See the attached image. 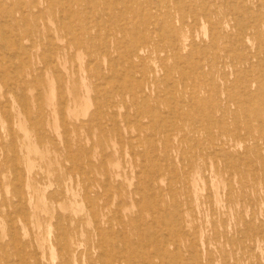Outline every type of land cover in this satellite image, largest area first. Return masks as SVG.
<instances>
[{"label":"rangeland","instance_id":"1","mask_svg":"<svg viewBox=\"0 0 264 264\" xmlns=\"http://www.w3.org/2000/svg\"><path fill=\"white\" fill-rule=\"evenodd\" d=\"M30 1L31 9H24L0 0V32L5 29L16 53L4 55L11 69L0 77V264H264V0H181L188 9L175 0L169 19L156 15L158 6L166 9L156 0L115 6L92 0L94 9L85 10L70 0ZM104 3L117 19L94 14ZM125 6L137 11L124 12ZM11 8L29 19L12 34L4 17ZM159 18L168 20V38L158 39L165 25L156 26ZM255 19L262 24L261 46L254 35L242 44L238 38L251 32ZM71 21L97 31L96 52L66 29L42 38L54 22ZM121 24L149 41L146 58L127 51V35L115 28ZM27 27L44 46L24 38ZM105 39L113 51L107 61L97 50ZM58 46L65 57L51 66L46 59ZM25 74L31 81L26 101L18 94ZM63 99L71 111L67 104L61 110ZM112 100L116 105L109 107ZM29 183L36 190L21 200L19 192H27ZM34 210L38 216L31 217ZM64 222L76 234L69 248L58 236L57 225Z\"/></svg>","mask_w":264,"mask_h":264},{"label":"bare ground","instance_id":"2","mask_svg":"<svg viewBox=\"0 0 264 264\" xmlns=\"http://www.w3.org/2000/svg\"><path fill=\"white\" fill-rule=\"evenodd\" d=\"M13 2H14V6L15 7H17V8H20V7H23L24 9L25 8H30L31 9V7H32V5L34 4V2H31L30 0H12ZM53 1V0H52ZM71 2H74L78 7L79 6H81L80 8H81V10H85V8H92V9H94L93 7H94V5L92 6V5H90L91 4V1L92 0H70ZM94 1V0H93ZM97 2H104V1H106V0H96ZM111 5H118V4H121L122 2H127V0H107ZM132 2H134L135 4H145L144 2L143 3H141V1L139 2V0H131ZM150 1H152V0H148L147 2L148 3H150ZM158 3L159 2H164L165 3V5H164V7L166 8L164 11H163V7L161 6H158L157 7V9H156V11H155V13H156V15H158V14H162V13H166V16H168V17H166V18H171V12H168V7H169V5H171L175 0H156ZM2 2L5 4L6 3V0H2ZM180 2H181V4H180ZM109 3H104V6H103V8L100 10V11H98L97 13H94L96 16H98V17H101V18H106V19H108V21H113L114 19H117L118 18V13L116 12V11H113V10H111V9H113L111 6H110V4ZM177 3H179L180 5L179 6H183L184 8H189V6L187 5V4H185V3H182V1L181 0H179ZM182 7V8H183ZM96 8V7H95ZM111 8V9H110ZM205 9V8H204ZM140 10H142V9H140ZM206 10V9H205ZM127 11H137L135 8H133V6H125V10H124V12H127ZM191 12V11H190ZM19 13V12H18ZM141 13V12H140ZM4 14V13H3ZM64 14V13H63ZM147 14V13H146ZM32 15H34V14H32ZM88 16V13L86 14V12L83 14V16ZM141 15V14H140ZM155 15V14H154ZM232 15H233V13H232ZM242 15V14H241ZM91 16V15H90ZM89 16V17H90ZM193 16V15H192ZM4 17H6L7 19H6V22H8L9 24H10V26H11V34L13 33V31H12V28L14 27V26H19L20 25V23L22 22V25H24V24H26L28 21H29V19H28V17H27V15H23L22 13H20V16H17V12L15 11H13V8H11V9H8V11L7 10H5V14H4ZM33 17H35L36 18V16H33ZM64 17V16H63ZM191 17V15L189 14V15H186V16H182V20H184L185 21V19L186 18H190ZM2 18V17H1ZM61 18V17H60ZM97 18V17H96ZM247 19V18H246ZM57 20V19H56ZM67 20V19H66ZM123 20V19H122ZM81 21V20H80ZM156 21V20H155ZM154 21V22H155ZM158 21L159 22H155V24H156V26L158 25V24H160L161 23V25L164 23L165 25H164V28L162 29V31L160 32V35H159V37H158V39H165V37H167L168 38V34L169 33H172V31H171V29H169V27L166 25V21H168L167 19L164 21L163 20V18H159L158 19ZM51 22V21H50ZM186 22V21H185ZM185 22H183V23H185ZM234 22V21H233ZM1 23H3L2 21H1ZM89 23V22H88ZM121 23V22H120ZM137 23V22H136ZM139 23V22H138ZM146 24H147V22H146ZM2 24H0V26H1ZM53 27H48V28H45L46 30H44V32H43V34H42V38H44V39H46L47 37H50L51 36V30L55 33V34H57V33H59L61 30H63V29H66L72 36H75L76 35V33H78V38L76 39V42H78V43H81V42H86L85 44L86 45H91V48L93 49L92 51L93 52H96V51H94V49L96 48L95 46H93V44H92V40H93V38L96 36V35H98L97 34V31H95V30H93V29H91V28H88V27H85V26H83V27H81L80 29L79 28H76L74 25H72V21L70 22V25H67V24H57V23H53ZM150 25V24H149ZM151 25H152V23H151ZM113 26V25H112ZM155 26V27H156ZM160 26V25H159ZM1 27H3V26H1ZM139 27H141L140 25H139ZM148 27V26H147ZM158 27V26H157ZM262 27V24L260 23V22H258L256 19L254 20V21H251V24L249 25V29H250V31L251 32H247L246 33V30H245V33H242V36L241 37H239L238 38V40H239V42H241L242 44H244L245 42H251L253 39H252V37L250 36V35H254L255 36V38H256V40L258 41V45L259 46H261V43H262V37L261 36H259V30H260V28ZM31 28V27H30ZM30 28L29 27H27L26 28V30L25 31H27V33H28V35H26L24 38L25 39H28L30 42H31V44L32 45H34V46H36L37 45V47H42V46H44V43H43V39L40 37V36H37V38L36 39H34L33 38V36H30ZM115 28H116V30H119V31H121V32H124L126 35H127V39H126V43H127V51L131 54V55H135V57L137 58V59H144V58H146V56H143L142 54L144 53V47H146V46H144V43H148L149 41L148 40H142L141 39V37L140 36H137L136 34H134V32H130V29L129 28H127L126 26H124V25H120L119 27H117L116 25H115ZM138 28V27H137ZM160 28V27H159ZM245 28V27H244ZM244 28H243V30H244ZM247 28V29H248ZM19 29V28H18ZM39 29V28H38ZM148 29V28H147ZM237 29H239V27L237 28ZM5 29H1V32H0V56H4V55H9V53H11L10 55H12V54H14L13 53V51H11L12 49L10 48V46L6 43V37H7V35H8V33L7 32H5L4 31ZM35 30H36V28H35ZM41 30V29H40ZM157 30V29H156ZM17 31V30H16ZM24 31V32H25ZM94 31H95V33H94ZM118 31V32H119ZM143 31V30H142ZM158 31H159V29H158ZM241 31V30H240ZM24 32H23V34H24ZM36 32V31H35ZM109 32V31H108ZM147 33V32H146ZM36 34H37V32H36ZM38 35V34H37ZM124 35V34H123ZM264 35V34H263ZM82 36H84V40H82L81 39V37ZM125 36V35H124ZM14 37V36H13ZM174 37V36H173ZM22 38V37H21ZM20 38V36L18 37V35L15 37V39L17 40L15 43H17V45H20L21 46V43H20V41L22 40ZM148 39V38H147ZM172 39H174V38H172ZM24 40V39H23ZM119 40H121V39H118L117 41H119ZM153 41L154 40H156L155 38H153L152 39ZM175 40V39H174ZM236 40V39H235ZM26 41V40H25ZM108 42H110V41H108L107 39H105V41L103 42V44L102 45H100V46H98L97 47V50H100L101 52H102V54H103V58L107 61L108 59L110 60V59H112V53H113V51H111L110 50V46H108L109 45V43ZM114 42V41H113ZM167 42V41H166ZM14 43V42H13ZM160 43V42H159ZM113 44V43H112ZM178 44V43H177ZM177 44H175V46L173 47V48H178L179 49V46L177 45ZM262 44H264V43H262ZM14 45H16V44H14ZM56 45V44H55ZM124 45H125V43H124ZM157 45V44H156ZM171 45H172V43H171ZM170 45V46H171ZM182 45H180V47H181ZM195 46V45H194ZM247 47V46H246ZM12 48H14V46L12 47ZM17 48V47H16ZM261 48V47H260ZM52 49V51H51V53H50V55H49V57H48V60L46 59V61L48 62V63H50V64H52L51 66H55V65H57L58 64V62L61 60V59H63L64 57H65V51H64V47H62V46H58V47H53V48H51ZM170 49V48H169ZM205 49H206V47H205ZM204 49V50H205ZM17 50V49H16ZM26 51H27V49H25ZM198 50V49H197ZM202 50V49H201ZM207 50V49H206ZM248 50H249V48H248ZM213 51H215V49H213ZM217 51V50H216ZM215 51V52H216ZM261 51V50H260ZM218 52V51H217ZM166 53H167V51H166ZM197 53V52H196ZM206 53V55L208 54L207 53V51L205 52ZM214 53V52H213ZM220 53V52H219ZM244 53V52H243ZM16 54V53H15ZM14 54V55H15ZM33 53H32V51H31V55H32ZM163 54H164V52H163ZM193 54V53H192ZM245 54V53H244ZM142 56V57H141ZM190 56H191V54H190ZM217 56V55H216ZM237 56V55H236ZM158 57H159V55H158ZM174 57V56H173ZM211 57V56H210ZM235 57V56H234ZM259 57V56H258ZM261 57V56H260ZM259 57V58H260ZM199 58V57H198ZM197 58V59H198ZM202 58L204 59L205 57H203L202 56ZM209 58V57H208ZM207 58V59H208ZM240 58H241V56H240ZM264 58V57H263ZM212 59H214V57L212 58ZM217 59V58H216ZM235 59V58H234ZM6 58H5V56L4 57H0V77H5L8 73H9V71H10V67H9V64H7V62H6ZM160 60V59H159ZM166 60V59H165ZM231 60H233V59H231ZM251 60V59H250ZM261 60V59H260ZM194 61V60H193ZM193 61H191V62H193ZM43 62H45V61H43ZM196 62V61H195ZM203 63H204V61H202ZM206 62V61H205ZM159 63V62H158ZM157 63V64H158ZM185 63H186V61H185ZM260 63V62H259ZM14 64V62L12 63V65ZM68 64V63H67ZM157 64L155 65V66H157ZM206 64V63H205ZM264 64V63H263ZM163 66L162 67H164V68H166V67H169L168 66V64L166 63V62H163V64H162ZM11 66V65H10ZM17 66V65H16ZM65 66V65H64ZM184 66V65H183ZM207 66H208V64H207ZM216 66H217V64H216ZM238 66V65H237ZM242 66V65H241ZM20 67V66H19ZM195 67V66H194ZM201 67H203V66H201ZM205 67V66H204ZM14 68H15V66H14ZM13 67H12V69H14ZM64 68V67H63ZM161 68V67H160ZM185 69V68H184ZM196 69V68H195ZM81 70V69H80ZM157 70H158V68H157ZM153 71H154V69H153ZM162 71V70H161ZM191 73H192V71H190ZM163 73V72H162ZM190 73V74H191ZM158 74V73H157ZM189 74V75H190ZM250 74V73H249ZM194 75V74H193ZM235 75V74H234ZM238 77V76H237ZM263 77V76H262ZM138 78V77H137ZM166 78V77H165ZM194 78V77H193ZM192 78V79H193ZM197 78V77H196ZM107 79V78H106ZM198 79V78H197ZM12 80H14V79H12ZM16 80V79H15ZM165 80V79H164ZM16 81H18V80H16ZM23 81V82H22ZM20 82H22V87L20 88V90H21V93H18V94H22V96H23V98H24V100L26 101L27 99H28V97H27V92H26V90H25V86L26 87H28V85H29V83L31 82L29 79H27V75L25 74V75H23L21 78H20ZM129 82V81H128ZM23 83H24V85H23ZM53 83H54V81H53ZM170 84H171V82H170ZM11 85V84H10ZM167 85V84H166ZM86 87H87V85H85ZM172 86V85H171ZM206 86V85H205ZM220 86V85H219ZM5 87H7L6 85H5ZM14 87V86H13ZM23 88V89H22ZM10 89V88H9ZM8 89V90H9ZM101 89V88H100ZM55 90V89H54ZM249 90V89H248ZM10 91V90H9ZM108 91V90H107ZM18 92V91H17ZM178 93V92H177ZM192 96V95H191ZM21 97V96H20ZM60 97V96H59ZM127 97V96H126ZM61 98V97H60ZM102 96L101 95H99V96H97L96 98H95V100H98V110H99V113H100V115H101V111H102V106H104V105H102ZM192 98V97H191ZM190 98V99H191ZM230 98H232V97H230ZM52 99H54V97H52ZM127 99V98H126ZM190 99H189V101H190ZM106 101V100H105ZM115 100H112V103H110V106L109 107H111V106H115L116 105V103L114 102ZM125 101V100H124ZM128 101V100H127ZM175 101V100H174ZM182 101V100H181ZM247 101V100H246ZM97 102V101H96ZM233 102H234V99H233ZM248 102V101H247ZM186 103V102H185ZM249 103H251V102H249ZM66 101L64 102V99H63V101H61V110H62V108H63V110H66ZM104 104V103H103ZM106 104V103H105ZM187 104V103H186ZM194 104V103H193ZM174 105V104H173ZM203 105V104H202ZM210 105V104H209ZM64 106V107H63ZM128 106H129V104H128ZM194 106H195V104H194ZM6 107V106H5ZM9 107V106H8ZM190 106H188V108H189ZM67 108H68V110L69 111H71V108H72V106H68V104H67ZM129 108V107H128ZM249 108V107H248ZM55 109V108H54ZM178 109H179V107H178ZM190 109V108H189ZM204 109V108H203ZM209 109H210V107H209ZM135 110V109H134ZM171 110V109H170ZM181 109H179V111H180ZM104 111V110H103ZM193 111H195V110H193ZM202 112H203V110H202ZM206 112V111H205ZM246 112V111H245ZM24 113V112H23ZM38 113H39V115L40 116H44V111L42 110V107L39 109V111H38ZM116 113V112H115ZM143 113V112H142ZM180 113V112H179ZM183 113V112H182ZM216 113V112H215ZM222 113V112H221ZM11 114V113H10ZM104 114V113H103ZM117 114V113H116ZM188 114V113H187ZM194 114V113H193ZM200 114V113H199ZM97 115V114H96ZM105 115V114H104ZM180 115V114H179ZM248 115V114H247ZM115 116V115H114ZM131 116V115H130ZM190 116V115H189ZM221 116V115H220ZM101 117H103L102 115L100 116V119H101ZM117 117V116H116ZM116 117L114 118V119H116ZM132 117V116H131ZM200 117H202L201 115H200ZM206 117V116H205ZM14 118V117H13ZM32 118V117H31ZM62 118V117H61ZM187 118V117H186ZM214 118V117H213ZM235 118V117H234ZM240 118V117H239ZM9 119V118H8ZM34 119V118H33ZM40 119V118H39ZM195 119H197V118H195ZM202 119V118H201ZM210 119V118H209ZM212 119V118H211ZM237 119V118H236ZM10 120V119H9ZM8 120V121H9ZM12 120V119H11ZM10 120V121H11ZM29 120V119H28ZM113 120V119H112ZM206 120V119H205ZM237 120H239V119H237ZM36 121V120H35ZM66 121V120H65ZM193 121H194V119H193ZM209 121V120H208ZM207 121V122H208ZM219 121H220V119H219ZM238 122V121H237ZM9 123H11V124H13L12 122H9ZM37 123V122H36ZM39 123V122H38ZM37 123V124H38ZM199 123V122H198ZM209 123V122H208ZM201 124V123H200ZM210 124V123H209ZM206 125V124H205ZM212 125V124H211ZM10 126H12V125H10ZM41 126H42V124H41ZM40 126V127H41ZM39 127V128H40ZM38 128V129H39ZM215 129H217V128H215ZM40 130V129H39ZM38 130V131H39ZM161 130H162V128H161ZM202 130V129H201ZM209 130H210V126H209ZM204 131V130H203ZM241 131V130H240ZM12 132V131H11ZM40 132V131H39ZM45 132V131H44ZM207 132V131H206ZM210 131H208V133H209ZM214 132V131H213ZM42 133V132H41ZM196 133V132H195ZM44 134V133H43ZM164 134V133H163ZM212 134V133H211ZM39 135H40V133H39ZM38 135V136H39ZM42 136V135H41ZM47 136V135H46ZM196 136V135H195ZM212 136V135H211ZM134 137V136H133ZM169 137H170V135H169ZM13 138V137H12ZM16 138V137H15ZM38 139H39V137H38ZM43 138H41V140H42ZM197 139V138H196ZM41 140H39V142H42ZM66 140H67V138H66ZM87 141H89L88 139H86ZM205 140V139H204ZM207 140V139H206ZM13 141H14V139H13ZM16 141V140H15ZM31 141V140H30ZM195 141V140H194ZM4 142V141H3ZM30 143V142H29ZM171 143V142H170ZM11 144V143H10ZM15 144V143H14ZM153 144V143H152ZM222 144H225V141H223L222 142ZM29 145V144H28ZM83 146V145H82ZM201 146V145H200ZM221 146V145H220ZM208 147V146H207ZM210 148H211V146H209ZM222 147V146H221ZM225 146H223V148H224ZM60 148V147H59ZM63 148V147H62ZM79 148H80V146H79ZM81 148H83V147H81ZM200 148V147H199ZM57 149V148H56ZM168 149V148H167ZM54 150V149H53ZM68 150H70V148L68 149ZM175 150V149H174ZM220 150V149H219ZM71 151V150H70ZM80 151H81V149H80ZM3 152V151H2ZM185 152V151H184ZM67 153H68V151H67ZM75 153V152H74ZM187 153V152H186ZM233 153V152H232ZM260 153V152H259ZM19 154V153H18ZM49 154V153H48ZM80 154V153H79ZM182 154L183 153H181V156H182ZM73 155V154H72ZM81 155V154H80ZM184 155V154H183ZM230 155H231V153H230ZM233 155H234V153H233ZM12 156H13V154H12ZM11 156V157H12ZM69 156H71V155H69ZM82 156H83V152H82ZM88 156V155H87ZM241 156V155H240ZM235 157H236V155H235ZM71 158V157H70ZM75 158H76V155H75ZM175 158V157H174ZM183 158V157H182ZM230 158V157H229ZM229 158H226L225 160H226V163H227V161H228V159ZM13 161V159H9V161ZM71 160H73V158L71 159ZM76 160H77V158H76ZM81 160H82V158H81ZM184 160H186V159H184ZM188 160V159H187ZM244 160V159H243ZM79 161V160H78ZM248 161V160H247ZM71 162V161H70ZM77 162V161H76ZM82 162H83V160H82ZM166 162H167V160H166ZM250 162V161H249ZM91 163V162H90ZM83 164V163H82ZM117 164V163H116ZM173 164H174V162H173ZM230 164V163H229ZM228 164V165H229ZM232 164V163H231ZM235 164V163H234ZM240 164V163H239ZM18 165H19V163H18ZM63 165V164H62ZM119 165V164H118ZM175 165V164H174ZM233 165V164H232ZM65 166V165H64ZM77 166H78V162H77ZM83 166V165H82ZM237 166V165H236ZM13 167V166H12ZM20 167V166H19ZM69 167V166H68ZM67 167V168H68ZM71 167H73V166H71ZM14 168V167H13ZM20 169H21V167H20ZM22 169H24V168H22ZM118 169H119V166H118ZM172 169H174V168H172ZM175 170V169H174ZM185 170V169H184ZM246 170V169H245ZM13 171H14V169H13ZM79 171V170H78ZM82 171V170H81ZM88 172V171H87ZM86 172V173H87ZM172 172H173V170H172ZM31 173V172H30ZM80 174L82 173H84V172H79ZM170 173V172H169ZM174 173V172H173ZM83 175H85V174H83ZM175 175H176V173H175ZM177 176V175H176ZM233 177V176H232ZM87 178H89V177H87ZM174 178V177H173ZM79 179V178H78ZM108 179V178H107ZM55 181H57V180H55ZM28 182V181H27ZM106 182H107V180H106ZM58 183V182H57ZM85 183V182H84ZM94 183H95V181H94ZM121 183V182H120ZM229 183V182H228ZM19 184V183H18ZM25 184V183H24ZM49 184V183H48ZM50 186V185H49ZM86 186V185H85ZM151 187V186H150ZM7 188V187H6ZM98 188V187H97ZM230 188V187H229ZM234 188V187H233ZM25 189V188H24ZM99 189V188H98ZM121 189V188H120ZM25 190H27V192H25V191H21V192H19V195L20 196H18V197H21V200H24L26 197H27V194H30L31 192H32V190H36V188L34 187V186H32V184L31 183H29V184H27V189H25ZM93 190H95V189H93ZM95 191H97V190H95ZM113 191V190H112ZM129 191V190H128ZM212 191V190H211ZM51 192V191H50ZM49 192V193H50ZM53 192V194H54V191H52ZM63 192V191H62ZM90 192V191H89ZM229 193V192H228ZM153 194V193H152ZM170 194V193H169ZM51 195V194H50ZM50 195H48V196H50ZM56 195V194H55ZM90 195H88V197H89ZM112 196V195H111ZM163 197V196H162ZM227 197H228V195H227ZM32 198V197H31ZM244 198V197H243ZM27 199V198H26ZM45 199V198H44ZM172 199V198H171ZM56 200H58V198L56 199ZM61 200V199H60ZM241 200H242V198H241ZM20 202V201H19ZM86 202V201H85ZM137 202V201H136ZM212 202V201H211ZM210 202V203H211ZM88 203H89V201H88ZM87 203V204H88ZM18 204V203H17ZM24 205V204H23ZM74 205V204H73ZM90 205H92L91 203H90ZM208 205V204H207ZM89 206V205H88ZM95 206H96V204H95ZM89 208H90V206H89ZM120 209V208H119ZM17 210V209H16ZM10 211V210H9ZM18 211H20V210H18ZM92 211H94L93 209H92ZM12 212V211H11ZM13 212H17V211H13ZM19 213V212H18ZM17 213V214H18ZM59 213H61V212H59ZM92 213V212H91ZM12 213H10V216L12 217V215H11ZM27 215V214H26ZM31 217H35V216H38V213H37V211H33V212H31L30 214H29ZM57 215H58V213H57ZM63 215V214H62ZM68 215V214H67ZM95 216V214L93 215V217ZM161 216V215H160ZM16 217H17V215H16ZM59 217V216H58ZM62 216H60V218H61ZM97 217V216H96ZM163 217V216H162ZM99 218V217H98ZM97 219V218H96ZM95 219V220H96ZM25 220V219H24ZM58 220H60V219H58L57 218V222H58ZM66 222H68L69 223V221H70V219L68 220V218H67V216L65 217V219H64ZM79 219H77L76 221H78ZM85 220V219H84ZM99 220V219H98ZM103 221V220H102ZM11 222V221H10ZM66 222H64L63 224H61V223H59L58 225H57V223H56V225H57V229H58V236H60V237H63L64 239H65V241H66V248H69V244L71 243V242H73L74 243V236L76 235L75 234V232L72 230V226L71 225H69V224H67ZM82 223L84 222V221H81ZM80 222V223H81ZM86 223V222H85ZM84 223V224H85ZM72 224V223H71ZM99 224V223H98ZM101 224V223H100ZM225 224V223H224ZM30 225V224H29ZM253 225V224H252ZM77 226H78V224H77ZM111 226V225H110ZM20 227V226H19ZM102 227V226H101ZM98 228V227H97ZM133 228V227H132ZM218 228V227H217ZM120 229V228H119ZM13 230V229H12ZM144 230V229H143ZM166 230V229H165ZM264 230V229H263ZM13 231H15V229L13 230ZM21 231V230H20ZM19 231V232H20ZM77 231H78V229H77ZM117 231V230H116ZM116 231L114 232V233H116ZM137 231V230H136ZM19 232H17V233H19ZM22 232V231H21ZM166 232V231H165ZM254 232V231H253ZM13 233V232H12ZM15 233V232H14ZM17 233H16V235H17ZM152 233V232H151ZM120 234V233H119ZM140 234H142V233H140ZM6 235V234H5ZM149 235V234H148ZM99 236H100V233H99ZM139 237H140V235H138ZM142 237H143V235H141ZM19 237H20V235H19ZM18 237V238H19ZM23 236L21 235V237L20 238H22ZM57 237V236H56ZM138 237V238H139ZM151 237V236H150ZM147 238V237H146ZM59 239V238H58ZM101 239H103V238H101ZM128 239H129V237H128ZM136 239V238H135ZM143 239V241H144V237L142 238ZM192 239V238H191ZM22 239H20V241H21ZM33 241V240H35V237H34V235L31 237V239H30V241ZM61 240V239H60ZM125 240V239H124ZM140 240V239H139ZM155 240V239H154ZM170 240V239H169ZM230 240V239H229ZM130 241V240H129ZM134 241V240H133ZM138 240H136V242H137ZM150 241V240H149ZM256 241V240H255ZM23 242H25V241H23ZM28 242V241H27ZM34 242V241H33ZM59 242V241H58ZM111 242V241H110ZM115 242H117V240H115ZM141 242H142V240H141ZM140 242V243H141ZM147 242H148V240H147ZM35 243V242H34ZM103 243V242H102ZM135 243V242H134ZM139 243V244H140ZM143 243V242H142ZM199 243V242H198ZM197 243V244H198ZM2 244V243H1ZM14 244V243H13ZM20 244V243H19ZM24 244V243H23ZM29 244H30V242H29ZM60 244V243H59ZM150 244V243H149ZM156 244V243H155ZM154 244V245H155ZM238 244V243H237ZM37 245V244H36ZM56 245V244H55ZM65 245V244H64ZM97 245H99V243L98 244H96V246ZM120 245V244H119ZM30 245H28V247H29ZM35 246V245H34ZM58 246V245H57ZM63 246V245H62ZM132 246V245H131ZM139 246V245H138ZM151 246V245H150ZM149 246V247H150ZM4 247V246H3ZM9 247V246H8ZM8 247H7V249H8ZM16 247V246H15ZM19 247V246H18ZM23 247V246H22ZM36 247V246H35ZM59 247V246H58ZM107 247V246H106ZM148 247V248H149ZM154 247V246H153ZM176 247V246H175ZM38 248V247H37ZM37 248H36V250H37ZM118 248V247H117ZM155 248V247H154ZM22 249V248H21ZM20 248H17V250H21ZM23 250V249H22ZM25 250V249H24ZM24 250L22 251V252H24ZM36 250H34V251H36ZM93 250V249H92ZM103 250V249H102ZM105 250V249H104ZM161 250H163V249H161ZM210 250V249H209ZM7 251V250H6ZM28 251V250H27ZM32 251V249L30 250V252ZM34 251H33V253H34ZM122 251V250H121ZM140 251V250H139ZM155 251H158V250H155ZM212 251V250H211ZM210 251V252H211ZM16 252V251H15ZM37 252V251H36ZM92 252V251H91ZM90 252V253H91ZM141 252V251H140ZM140 252H139V255H140ZM143 252V251H142ZM142 252H141V254H142ZM193 252V251H192ZM18 253H20V251H18ZM65 253V252H64ZM93 253V252H92ZM101 253H103L102 251H101ZM152 253V252H151ZM234 253V252H233ZM8 254V253H7ZM17 254V253H16ZM24 254V253H23ZM66 255H69V249H67L66 250V253H65ZM115 254V253H114ZM119 254V253H118ZM156 254V253H155ZM167 254V253H166ZM183 254V253H182ZM8 255H10V254H8ZM36 255V254H35ZM109 255V254H108ZM234 255V254H233ZM27 256V255H26ZM39 256V255H38ZM92 256V255H91ZM124 256V255H123ZM167 255H165V257H166ZM174 256V255H173ZM217 256H219V255H217ZM228 256V255H227ZM236 256V255H235ZM234 256V257H235ZM71 257V256H70ZM114 257H116V256H114ZM114 257H113V259H114ZM125 257V256H124ZM194 257V256H193ZM214 257V256H213ZM229 257V256H228ZM84 258V257H83ZM100 258H101V255H100ZM104 258V257H103ZM185 257H183V259H184ZM14 259V258H13ZM19 259V258H18ZM172 259H173V257H172ZM176 259V258H175ZM202 259H204V258H202ZM214 260H216L215 258H213ZM259 259V258H258ZM46 260V259H45ZM140 260V259H139ZM144 260V259H143ZM145 260H146V258H145ZM171 260V259H170ZM116 261V260H115ZM165 261H167L166 259H165ZM180 261V263H181V260H179ZM198 261L200 262V260L198 259ZM216 261H218V260H216ZM228 261V260H227ZM9 263V261H6V263ZM14 262H15V260H14ZM27 262V261H26ZM31 262V261H30ZM40 262V261H39ZM96 262V261H95ZM103 262H104V259H103ZM147 262H149V261H147ZM171 262V261H170ZM259 262V261H258ZM20 263V262H19ZM105 263V262H104ZM135 263V262H134ZM144 263V262H143ZM176 263V262H175ZM90 264H91V262H90ZM92 264H94V263H92ZM97 264V263H96ZM115 264H116V262H115ZM156 264V263H155ZM161 264V263H160ZM177 264V263H176ZM190 264V263H189ZM215 264V263H214ZM228 264V263H227ZM230 264V263H229Z\"/></svg>","mask_w":264,"mask_h":264}]
</instances>
